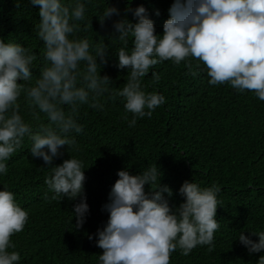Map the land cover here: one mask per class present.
<instances>
[{"label": "clouds", "instance_id": "9594fccd", "mask_svg": "<svg viewBox=\"0 0 264 264\" xmlns=\"http://www.w3.org/2000/svg\"><path fill=\"white\" fill-rule=\"evenodd\" d=\"M21 2L17 0V7ZM27 3L39 9L33 31L43 45V66L34 76L37 55L21 43L0 38V175H7L6 161L25 138L30 140L31 157L51 167L45 179L51 199L79 201L72 209L76 229L89 214L84 163L77 158L59 165L54 161L63 157L62 149L79 151L76 136L84 131L78 122L81 107L103 112L107 101L120 98L124 119L135 127L138 119L151 118L166 103L163 94L145 91L142 83L150 69L166 61L183 62L189 76L206 73L210 86L227 83L237 93L251 91L264 101V0H173L162 35L156 34L155 22L143 5L126 6L124 18L112 22L107 37L95 33L106 38L97 43L79 35L93 31V17L89 19L87 12L97 0ZM154 15L159 17V10ZM114 16L120 17V10L106 0L94 17L104 28ZM105 40L121 45L114 67L127 73L122 88L112 87L114 81L101 75L109 62ZM151 78L158 83L161 76L152 71ZM22 104L30 121L21 115ZM116 175L102 206L108 219L95 234L96 246L103 250L99 264H170V255L177 250L185 257L198 246L214 250V234L220 228L217 184L202 188L184 181L178 190L183 202L174 207L169 204L173 191L161 184L157 165L136 175L126 169ZM27 221L28 212L15 202L14 194L0 190V264H19L20 254L9 251L15 248L11 237L22 232ZM238 242L249 255L264 253V231L241 232ZM256 264H264V255Z\"/></svg>", "mask_w": 264, "mask_h": 264}, {"label": "trees", "instance_id": "16d2710c", "mask_svg": "<svg viewBox=\"0 0 264 264\" xmlns=\"http://www.w3.org/2000/svg\"><path fill=\"white\" fill-rule=\"evenodd\" d=\"M108 3L118 7L121 16H114L101 28L94 16L103 11L106 0H97V6H89L87 12L89 19L93 17V31L81 32L80 36L93 43L106 39L100 37L110 34L114 20L124 18L126 6L139 5L154 20L156 34L162 35L173 0ZM154 10H159V17ZM38 11L27 0H22L20 7L17 0H0V38L21 43L37 55L34 76L43 66V45L33 31ZM127 18L132 21L130 13ZM105 43L109 44V62L101 75L114 81L112 87L122 88L127 73L114 67L121 45L107 40ZM152 71L160 74L158 83H152ZM187 71L183 62L173 65L170 61L150 69L142 81L144 90L163 94L166 103L151 118L138 119L135 127L130 128L124 119L120 98L107 101L103 112L80 108L78 122L84 131L76 136L79 151L62 149L63 157L54 161L59 165L65 159L77 158L84 163L89 214L80 229L75 228L72 213L79 201L51 199L53 194L45 184L51 167L31 157V141L25 138L22 147L6 161L7 175H0V190L12 192L15 202L28 212L24 230L11 237L15 248L9 251L20 254L19 264H99L103 250L96 246L95 234L108 219L102 206L118 179L116 173L126 169L136 175L152 165L161 170V184L173 191L170 206L178 207L183 202L178 190L186 180L202 188L215 183L221 189L216 214L220 228L214 234V250L198 246L186 257L177 250L170 255V264H256L264 255H249L238 242L241 232L248 235L264 231V101L251 91L237 93L227 83L210 86L206 73L193 77L186 75ZM21 115L31 120L23 104Z\"/></svg>", "mask_w": 264, "mask_h": 264}]
</instances>
